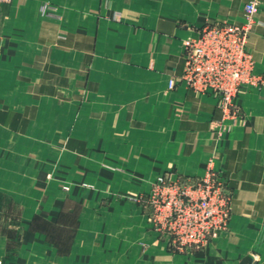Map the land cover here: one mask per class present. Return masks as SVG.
<instances>
[{"label":"crops","instance_id":"crops-1","mask_svg":"<svg viewBox=\"0 0 264 264\" xmlns=\"http://www.w3.org/2000/svg\"><path fill=\"white\" fill-rule=\"evenodd\" d=\"M247 1L0 0V264H264V97L243 93L242 116L231 130L215 132L212 121L228 119L212 97L183 86L151 94L137 102L151 106L147 118H103L117 120L119 130L132 127L134 146L120 133L116 149L108 142L81 174L74 168L69 175L30 160L23 122L39 118L9 108L27 106L23 91L35 88L45 69L46 42L63 31L82 39L84 29L83 37L109 46L103 54L126 56L166 78L182 72L181 43L196 35L194 27L238 21ZM47 3L59 17L42 14ZM258 17L263 25L251 36L257 60L264 58V0ZM14 89L18 100L8 97ZM208 163L233 190L229 227L201 252L174 253L136 198L166 170L202 174Z\"/></svg>","mask_w":264,"mask_h":264},{"label":"rangeland","instance_id":"rangeland-1","mask_svg":"<svg viewBox=\"0 0 264 264\" xmlns=\"http://www.w3.org/2000/svg\"><path fill=\"white\" fill-rule=\"evenodd\" d=\"M253 3L257 11L250 13L247 5ZM262 0H248L243 8V18L230 20L228 18H216L208 20L200 26L194 27L196 35L186 37L182 41L183 69L180 74L170 77H160L154 73H148L133 65L130 58L126 56H113L112 53H102L109 48L101 41H90L86 30L78 31L77 39L69 31H63L58 37L46 42L45 69L40 74L39 80H35L36 87L24 89L23 97L27 99V106L10 105L12 111L21 113L26 109V114L35 113L38 120L24 121V131L29 133L30 160L34 157L45 161L49 173L70 174V170L77 168L81 174L86 164L91 160L93 151H104L106 144L110 142L116 149L122 136H127L130 145L134 146V135L129 130H119L117 120H104L107 115L117 116V113H131L146 116L149 114V104H137L146 100L151 94L157 96L167 91L175 90L183 86L197 95H207L216 101V106L222 112L224 124L220 121H212V126L217 132L231 130L234 124L244 113L240 101L243 93L264 97V58L255 56L251 42V36L257 26H261L262 20L258 15ZM51 6L50 8H48ZM53 5L46 4L41 12L48 16L59 17ZM118 18H120L118 16ZM209 28H225L237 32L241 48L249 58L248 67L242 73L238 82V89L233 90L234 95L229 99H223L222 94L214 87H199L187 81L185 76L187 56L191 45L195 43ZM74 33V32H73ZM125 48V47H123ZM111 49V48H110ZM239 50V49H237ZM134 81L142 83L141 88L131 89L127 84ZM146 82V83H145ZM157 82L158 88H149ZM119 84L123 86H119ZM109 86V87H105ZM127 88H126V87ZM147 87V88H146ZM5 93V92H4ZM16 89L8 93V97L18 100ZM4 96V94L1 93ZM25 112V111H23ZM136 113V114H135ZM30 125L26 126L27 123ZM132 123V121L130 122ZM148 131V123L143 122ZM218 125V126H217ZM147 127V128H146ZM142 129V133L146 132ZM128 133V135H124ZM107 134H110L108 136ZM124 139V138H122ZM150 139V138H148ZM116 154V152H115ZM99 164L101 161H98ZM211 164V163H210ZM217 177L224 182L231 196V207L233 201V190L222 172L214 165H208L202 174H189L177 172L175 169L160 173L152 182L148 190H145L136 198L143 212L147 214L149 224L157 231L159 237L166 242L170 251L178 254L191 255L201 252L211 241L229 227V223L219 234L212 235L205 246L181 250L173 244L174 234L167 231L166 221L162 212H169L168 198L172 187L186 190L188 186L203 179L214 182L217 185ZM68 189V186H64ZM232 213V208H231ZM231 219V216H230Z\"/></svg>","mask_w":264,"mask_h":264},{"label":"built area","instance_id":"built-area-1","mask_svg":"<svg viewBox=\"0 0 264 264\" xmlns=\"http://www.w3.org/2000/svg\"><path fill=\"white\" fill-rule=\"evenodd\" d=\"M253 3L250 13L257 11ZM238 33L225 28H209L191 45L187 56L185 76L199 87H214L229 100L238 89L239 78L248 67V54L241 48ZM239 49V50H237ZM217 185L203 179L186 190L172 187L169 212H162L167 231L174 234L173 244L181 250L200 248L212 235L219 234L229 223L231 196L224 182Z\"/></svg>","mask_w":264,"mask_h":264}]
</instances>
